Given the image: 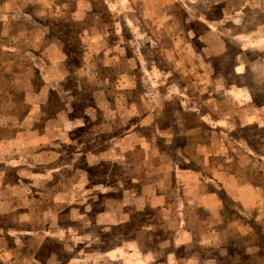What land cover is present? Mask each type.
I'll return each mask as SVG.
<instances>
[{"label": "rangeland", "instance_id": "1", "mask_svg": "<svg viewBox=\"0 0 264 264\" xmlns=\"http://www.w3.org/2000/svg\"><path fill=\"white\" fill-rule=\"evenodd\" d=\"M0 264H264V0H0Z\"/></svg>", "mask_w": 264, "mask_h": 264}]
</instances>
